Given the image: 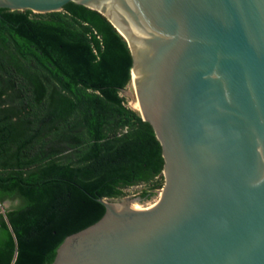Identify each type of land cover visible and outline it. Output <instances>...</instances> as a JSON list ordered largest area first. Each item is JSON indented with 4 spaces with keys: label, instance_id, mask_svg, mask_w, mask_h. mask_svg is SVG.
<instances>
[{
    "label": "water",
    "instance_id": "obj_1",
    "mask_svg": "<svg viewBox=\"0 0 264 264\" xmlns=\"http://www.w3.org/2000/svg\"><path fill=\"white\" fill-rule=\"evenodd\" d=\"M70 1L105 15L126 40L129 96L160 142L164 183L146 200L97 198L102 216L67 235L48 264H264V0L0 8L45 13Z\"/></svg>",
    "mask_w": 264,
    "mask_h": 264
},
{
    "label": "trees",
    "instance_id": "obj_2",
    "mask_svg": "<svg viewBox=\"0 0 264 264\" xmlns=\"http://www.w3.org/2000/svg\"><path fill=\"white\" fill-rule=\"evenodd\" d=\"M128 44L99 11L70 1L0 8V264H48L63 239L128 187L164 183L151 124L121 95Z\"/></svg>",
    "mask_w": 264,
    "mask_h": 264
},
{
    "label": "rangeland",
    "instance_id": "obj_3",
    "mask_svg": "<svg viewBox=\"0 0 264 264\" xmlns=\"http://www.w3.org/2000/svg\"><path fill=\"white\" fill-rule=\"evenodd\" d=\"M121 95H123L126 98L127 105H129V106H131V107L134 108V106H133V104L131 102L130 96H131V98L133 100H136V96H135V93H133V91L131 89V82L127 85V87L124 90L121 91ZM143 187H144L143 185H136V186L128 187V188L125 189V192H126V195L125 196H134V195H137ZM156 192L159 193L160 190H157ZM158 196L156 198H154L153 200L144 203L143 206H149V205L153 204L158 199ZM11 204L12 203L10 201H6L3 204L2 208L3 207H5V208L6 207H10Z\"/></svg>",
    "mask_w": 264,
    "mask_h": 264
},
{
    "label": "built area",
    "instance_id": "obj_4",
    "mask_svg": "<svg viewBox=\"0 0 264 264\" xmlns=\"http://www.w3.org/2000/svg\"><path fill=\"white\" fill-rule=\"evenodd\" d=\"M0 210H1V211H3V208H2V206H0Z\"/></svg>",
    "mask_w": 264,
    "mask_h": 264
},
{
    "label": "bare ground",
    "instance_id": "obj_5",
    "mask_svg": "<svg viewBox=\"0 0 264 264\" xmlns=\"http://www.w3.org/2000/svg\"><path fill=\"white\" fill-rule=\"evenodd\" d=\"M133 104V103H132ZM133 106H134V104H133ZM134 108H135V106H134Z\"/></svg>",
    "mask_w": 264,
    "mask_h": 264
}]
</instances>
